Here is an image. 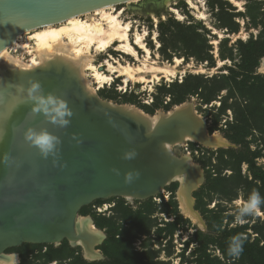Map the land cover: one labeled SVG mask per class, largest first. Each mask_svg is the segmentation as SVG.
I'll list each match as a JSON object with an SVG mask.
<instances>
[{
  "label": "rangeland",
  "instance_id": "374dc122",
  "mask_svg": "<svg viewBox=\"0 0 264 264\" xmlns=\"http://www.w3.org/2000/svg\"><path fill=\"white\" fill-rule=\"evenodd\" d=\"M234 1L236 3L232 0H140L136 4L118 6L116 11L123 12L121 20L132 24L131 43L134 44L139 33L143 36L150 55L135 44L134 48L139 57L118 51L115 45L104 53H98L93 49L95 65L99 67L104 62L111 61L116 63V66L117 63H121L135 69L142 68V71H138L136 80L125 84V79L116 75L114 81L104 88H100L90 76L91 72H88L98 98L117 105L135 106L150 116L168 114L169 111H165L164 108L155 110L154 114L150 113L154 111V101L155 105L162 101L164 106L170 103L171 96L163 95L165 92L162 87L165 84L179 83L190 74L212 78L228 75L230 73L228 68L239 72V67L243 64L240 55L244 50L247 52L252 50V43H255L254 47L256 46L258 52L264 53L260 51L264 46V0ZM235 29L238 33H233ZM197 30L210 46L214 57L211 65H214V68H209L208 62L201 63L195 58L187 60L188 49L179 43L176 36ZM30 37L24 34L18 44L14 45V50L10 49L12 56L20 58L25 63L37 57L34 52L29 53L28 50L22 49V45L29 43L34 50L35 44ZM166 49L171 53L175 52L172 60L166 56ZM225 55L228 56L226 60L223 59ZM177 60L181 63H177ZM160 70L167 71L170 76L159 72ZM257 73L264 76V58L258 62ZM232 89L233 86L229 85L219 100L211 106L202 105L197 98L188 101L205 121L208 132L210 133L212 128L214 133H219L228 144L210 149L198 143L187 142L172 147L171 151L176 157L190 156L193 162L202 168L204 175L206 169L202 163L209 167V171L215 177L229 178L237 176L238 173L253 183L251 187H259H255V190L264 192L263 183L254 179L248 161L243 162L239 169L229 167L218 171L220 156L236 160L238 154L235 150L241 149V146L232 139H227L225 134L236 135L240 132V127L247 129L244 124H237V119L243 120L242 117L237 118L235 113L237 101L234 98L237 96H233L234 98L230 96ZM171 90L174 91L175 88ZM223 97L230 108L227 113L220 110ZM176 107L179 106L176 105L172 109L175 110ZM259 125L260 122L256 125L257 128ZM257 128H254L253 134L246 140L251 144L252 151L261 152L255 164L264 174V141L261 130ZM223 148L226 153L217 152ZM178 183L172 184L146 201L114 197L96 200L83 207L79 215L91 216L106 234L105 242L97 247L102 255L100 260L86 259L82 249L68 241L60 245L23 244L19 248L7 249L6 253H17L20 264H242L241 255L239 258L226 256L218 244L220 243L218 238L222 235L227 240L225 231L237 227L241 228V234L247 242L258 243V248L264 249V205L257 215L247 217L245 223L235 222L232 214L236 201L245 199L246 189L239 185V178L228 182L219 180L220 186L213 194L208 190H205V193H197L204 185L199 187L197 192H193L194 209L200 214L203 226L182 214L178 199L180 189ZM246 188L247 191L250 189L248 185ZM237 192H240L239 197L236 195ZM250 193L247 192L246 195ZM180 216L182 219H178ZM262 252L264 251L261 250Z\"/></svg>",
  "mask_w": 264,
  "mask_h": 264
},
{
  "label": "water",
  "instance_id": "95a60500",
  "mask_svg": "<svg viewBox=\"0 0 264 264\" xmlns=\"http://www.w3.org/2000/svg\"><path fill=\"white\" fill-rule=\"evenodd\" d=\"M134 1L140 0H0V55L22 34ZM33 81L40 83L41 94L64 99L72 116L66 127L54 125L43 113H33L34 102L27 101L26 91L18 90L27 89L29 82L9 88L10 112L0 135L1 249L60 245L75 205L79 212L100 199L146 201L177 183L172 167L181 164L168 160L163 150L168 133L154 138L143 134L142 126L127 113L98 97H82L78 86L64 80ZM29 127L59 137L55 156L45 158L25 140ZM125 153H134V158L124 159ZM165 164L168 172L161 168ZM129 171L140 175L125 183Z\"/></svg>",
  "mask_w": 264,
  "mask_h": 264
},
{
  "label": "bare ground",
  "instance_id": "6f19581e",
  "mask_svg": "<svg viewBox=\"0 0 264 264\" xmlns=\"http://www.w3.org/2000/svg\"><path fill=\"white\" fill-rule=\"evenodd\" d=\"M138 2L134 1L128 4ZM232 2L236 3L234 0ZM116 8L97 10L56 26L25 33V35L31 36L29 39L34 41L35 47L32 50L28 43L22 45V49L37 54V57L31 59L29 63H25L10 53V49L18 44L24 34L18 36L13 45L0 55V135L7 127L6 121L10 112L8 91L12 84L20 86L37 78L52 79L55 77V80H64L68 85L78 86L82 97L92 99L98 96L90 76L100 88H104L114 81L116 75L119 78L123 77L125 84L137 79L138 71H142L140 67L135 69L130 65H122L121 63H117L116 66V63L111 61L104 62L100 67L95 65L93 49L98 53H104L114 45L117 46L118 51L139 57L134 48L135 44L150 55V50L145 45L143 36L139 33L136 35L134 44L131 43L132 24L124 23L121 20L123 12L116 11ZM177 63H181V61L177 60ZM145 68L147 69L146 65ZM88 72H91L90 76H88ZM159 72L170 76L167 71L160 70ZM156 79L159 80V77L156 76ZM103 102L107 106L127 113L134 124L142 126L145 135L154 138L159 134H169L168 139L163 142V150L166 152L168 160L170 158L181 164L177 169H175L177 166L174 165L172 171L176 172L175 180L180 183L178 199L182 214L203 226L204 222L200 214L194 209L192 194L204 185L205 175L202 168L196 165L190 156L176 157L171 148L187 142L198 143L208 148H221L228 144V141L219 133L210 134L203 118L188 102L176 107L168 114L162 113L156 116L147 115L135 106ZM161 168L167 172L170 170L166 164ZM124 198L134 200L131 197ZM78 209L75 205L68 216L65 241L82 248L86 259L99 260L102 255L97 247L105 241V233L96 226L91 216H80ZM6 250L0 248V257L13 254H7ZM16 255L20 261L19 255Z\"/></svg>",
  "mask_w": 264,
  "mask_h": 264
},
{
  "label": "trees",
  "instance_id": "16d2710c",
  "mask_svg": "<svg viewBox=\"0 0 264 264\" xmlns=\"http://www.w3.org/2000/svg\"><path fill=\"white\" fill-rule=\"evenodd\" d=\"M233 33H238V30H233ZM176 36L179 38V43H182L188 49L186 55L187 60H190V58H195L196 61L201 63L208 62L209 68H214V65H211V62L214 61V57L211 54L210 46L207 40L203 38L204 36L198 30L191 33L188 32L184 35L177 34ZM254 45L255 43H252V50L248 52L244 50L243 54L240 55V57H242L241 59H243V64L239 67V72L228 68L230 72L228 75L224 74L216 77L214 76L212 78L190 74L179 83H172L170 85L165 84L162 87L165 92L163 95L164 97L167 95L171 96L170 103L164 106V101H162L159 103V105H155L154 101V111L150 113L154 114L156 112L155 110L163 108L165 111L170 112L174 106H180L188 101H192L194 98H197L204 106H211L214 102L219 100L221 94L228 89V86L232 85L234 89H232L230 92V96H237L236 98L233 97L237 101V105H235L237 111L235 113L237 114V118L242 117V120L244 121L243 123V121H239V119H237V124H244L247 129H242L243 127H240V132L236 135L225 134L227 139H232L237 145L241 146V149L235 150V152L238 154L236 160L233 158L227 159L224 156H220V166L218 171L229 167L234 169L237 167L239 169L243 162L248 161L250 163V168L252 169L254 179L263 183L262 189L264 190V174L259 168L256 167L255 164V160L261 156V152L252 151L251 144L246 140L248 136L253 134L252 132L255 130L254 128H257L256 125L258 122H260L258 128L261 130V136L264 141V76H261L257 73L258 62L264 58V53L258 52L256 46L254 47ZM174 49L178 50L176 47H174ZM260 51H264V46ZM172 52L173 53L169 52V49H166L165 52L166 56L171 57V60L175 53L174 51ZM227 57L228 56L225 55L223 56V59L226 60ZM222 82H225V84ZM171 88H175V90L173 91ZM224 99L225 97L221 98L222 105L220 110L227 113L230 108L227 104V101ZM210 133H214L212 128H210ZM217 152L224 154L227 151L225 148H223L217 150ZM202 165L203 168L206 169V181L202 190L197 193H205L204 191L208 190L210 194H213V192H216L220 186L219 180L228 182L230 180H234L235 178H239V185L244 187L243 189H246V192H244L245 199L248 197L246 193L252 192L255 190V187H257H251L253 186V183L247 179H244L241 175H238V173L237 176L220 179L213 176V174L209 171V167H207L204 163H202ZM246 185L250 187L248 191ZM239 193L240 192H237L236 195L238 196ZM259 193L262 195V197H264V192ZM178 219H182V216H180ZM210 226H212V223H210ZM239 232L241 234V228L237 227L236 229L224 232L226 233L225 236L227 240L222 237L223 235L220 236L221 238H218L220 242L218 243L219 247L226 256H228L226 251L228 247V240L230 237L239 234ZM199 234L204 235L202 232H199ZM261 250L264 251V249L258 248V243L250 244L245 240L243 252L241 254L242 264H246L247 262H250V264H264V252L261 253Z\"/></svg>",
  "mask_w": 264,
  "mask_h": 264
},
{
  "label": "clouds",
  "instance_id": "9594fccd",
  "mask_svg": "<svg viewBox=\"0 0 264 264\" xmlns=\"http://www.w3.org/2000/svg\"><path fill=\"white\" fill-rule=\"evenodd\" d=\"M19 91H26L27 101L34 102L32 106L33 113H43L45 118L54 125L66 127L70 123L72 111L69 109L67 102L53 95L52 93L46 96L41 94V85L38 81H29V86L24 89L20 86ZM24 138L31 145L36 146L41 155L45 158L50 154L55 156L58 149L57 145L60 144L59 137L49 133L46 129L36 130L29 127L25 133ZM134 158V153H125L124 159ZM117 174H119L117 172ZM138 171H129L124 174L125 183H131L134 179L139 178ZM264 205V197H262L257 190H253L247 199H238L236 201L233 216L235 222L245 223L247 217L255 216L258 214L261 206ZM243 234H237L228 240L227 255L233 258H239L243 252V245L245 241ZM0 264H20L18 256L13 253L10 256L0 257Z\"/></svg>",
  "mask_w": 264,
  "mask_h": 264
},
{
  "label": "flooded vegetation",
  "instance_id": "af4514ba",
  "mask_svg": "<svg viewBox=\"0 0 264 264\" xmlns=\"http://www.w3.org/2000/svg\"><path fill=\"white\" fill-rule=\"evenodd\" d=\"M102 231H103V230H102ZM105 236H106V234H105ZM105 240H106V237H105ZM104 242H105V241H104ZM104 242H103V243H104ZM103 243H102V244H103ZM102 244H101V245H102ZM101 245H99V246H101ZM99 246H98V247H99ZM81 249H82V248H81ZM82 251H83V250H82ZM101 259H102V258H101ZM99 260H100V259H99Z\"/></svg>",
  "mask_w": 264,
  "mask_h": 264
}]
</instances>
